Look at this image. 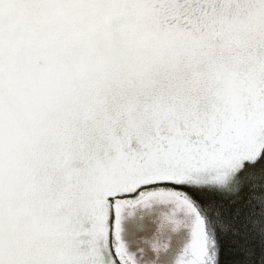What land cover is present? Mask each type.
Wrapping results in <instances>:
<instances>
[{
    "label": "snow or ice",
    "instance_id": "obj_1",
    "mask_svg": "<svg viewBox=\"0 0 264 264\" xmlns=\"http://www.w3.org/2000/svg\"><path fill=\"white\" fill-rule=\"evenodd\" d=\"M0 264H264V0H0Z\"/></svg>",
    "mask_w": 264,
    "mask_h": 264
},
{
    "label": "water",
    "instance_id": "obj_2",
    "mask_svg": "<svg viewBox=\"0 0 264 264\" xmlns=\"http://www.w3.org/2000/svg\"><path fill=\"white\" fill-rule=\"evenodd\" d=\"M184 236V233L181 232L180 234H178L176 237H175V247L177 248V250L179 249V247L181 246L182 244V237Z\"/></svg>",
    "mask_w": 264,
    "mask_h": 264
}]
</instances>
